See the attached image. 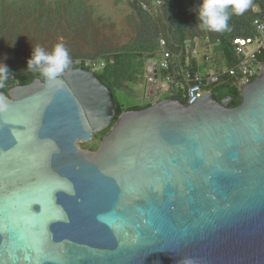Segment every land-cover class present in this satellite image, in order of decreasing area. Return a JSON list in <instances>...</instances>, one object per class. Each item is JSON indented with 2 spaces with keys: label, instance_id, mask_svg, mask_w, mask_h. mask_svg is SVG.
Wrapping results in <instances>:
<instances>
[{
  "label": "water",
  "instance_id": "water-1",
  "mask_svg": "<svg viewBox=\"0 0 264 264\" xmlns=\"http://www.w3.org/2000/svg\"><path fill=\"white\" fill-rule=\"evenodd\" d=\"M63 81L0 91V264H264V65L236 108L209 93L116 123L95 72Z\"/></svg>",
  "mask_w": 264,
  "mask_h": 264
},
{
  "label": "rangeland",
  "instance_id": "rangeland-1",
  "mask_svg": "<svg viewBox=\"0 0 264 264\" xmlns=\"http://www.w3.org/2000/svg\"><path fill=\"white\" fill-rule=\"evenodd\" d=\"M185 15L183 34L186 37L204 36L198 27L197 7L200 0H179ZM264 0H252V6L243 15L230 16V35L251 34L254 7ZM214 33V37H215ZM166 39L172 48L178 45L176 9L171 0H0V64L10 73L8 79L20 74L36 72L27 70L33 48L50 51L61 40L72 58V63L82 60L103 63L106 58L124 52L132 53L138 82L131 88L116 91L121 106L131 101V94L147 79L146 64L160 58L156 50L158 41ZM153 56H149L150 53ZM199 72H216L225 65H205L199 59ZM121 93V94H119ZM100 138L90 144L80 143L85 151H95Z\"/></svg>",
  "mask_w": 264,
  "mask_h": 264
},
{
  "label": "built area",
  "instance_id": "built-area-1",
  "mask_svg": "<svg viewBox=\"0 0 264 264\" xmlns=\"http://www.w3.org/2000/svg\"><path fill=\"white\" fill-rule=\"evenodd\" d=\"M251 22V34L236 36L232 39V65L221 52L214 47L218 41H212V32L205 31L204 36L189 37L182 43L171 47L166 39L158 41L156 50L160 58L146 64L147 79L144 83L146 95L143 106L150 107L165 100L182 101L193 106L201 97L212 93V87L229 84L241 95L242 91L257 79L264 65V10L254 7ZM150 53L149 56H153ZM201 59L206 64H222L216 72L201 75ZM87 71L99 72L105 62L82 60L75 62Z\"/></svg>",
  "mask_w": 264,
  "mask_h": 264
},
{
  "label": "clouds",
  "instance_id": "clouds-1",
  "mask_svg": "<svg viewBox=\"0 0 264 264\" xmlns=\"http://www.w3.org/2000/svg\"><path fill=\"white\" fill-rule=\"evenodd\" d=\"M252 6V0H200L196 9L198 27L204 31L222 32L229 28L231 15H243ZM72 58L61 40L50 51L41 46L33 48L32 56L27 62V70H35L45 83L59 89L63 87V77L72 65ZM9 69L0 64V87L9 78ZM9 103L0 96V113L7 111Z\"/></svg>",
  "mask_w": 264,
  "mask_h": 264
},
{
  "label": "trees",
  "instance_id": "trees-1",
  "mask_svg": "<svg viewBox=\"0 0 264 264\" xmlns=\"http://www.w3.org/2000/svg\"><path fill=\"white\" fill-rule=\"evenodd\" d=\"M172 5L176 9V23H177V30H178V42L182 43L188 37L183 34V25L185 21V15L183 14L180 1L179 0H171ZM264 10V2L260 6ZM232 17L234 15H231ZM229 28L222 32H212V41H218V45L214 47L216 52H221L224 57L228 60L229 66L232 65V45L231 41L234 38L230 35V26L231 22L228 23ZM214 33L216 34L215 37L213 36ZM249 35V34H247ZM246 34L244 36H247ZM172 47V46H171ZM136 58H142L141 56H135L132 53L124 52L114 55L112 58H106L105 66L99 72H96V76L107 86L109 87L113 93L116 94V91L124 90L126 88V84H136L138 80V71L134 70L133 68V61ZM72 69H84V67L76 65V63H72L69 70ZM41 78L37 72H31L27 74H20L15 79H8L2 87H0V91L8 93L10 89L15 86H26L31 84L35 79ZM210 91L214 94L220 92H226L230 94L237 106L241 104L240 94L238 91L233 88L229 84H223L220 86L212 87ZM117 116L115 118L114 123H116L119 119V116L122 114L123 106H121L117 100ZM148 108L147 106H135L130 108H124L126 111H141L143 109ZM101 139V135H97L96 139Z\"/></svg>",
  "mask_w": 264,
  "mask_h": 264
},
{
  "label": "crops",
  "instance_id": "crops-1",
  "mask_svg": "<svg viewBox=\"0 0 264 264\" xmlns=\"http://www.w3.org/2000/svg\"><path fill=\"white\" fill-rule=\"evenodd\" d=\"M127 85L129 86L127 89H129L134 84H127ZM119 94H121V93H119ZM145 98H146V95L144 92V85H142L141 89H139V93H136L135 96L133 94H131V101L129 102L128 105L124 106V108L143 106V104L145 103Z\"/></svg>",
  "mask_w": 264,
  "mask_h": 264
},
{
  "label": "flooded vegetation",
  "instance_id": "flooded-vegetation-1",
  "mask_svg": "<svg viewBox=\"0 0 264 264\" xmlns=\"http://www.w3.org/2000/svg\"><path fill=\"white\" fill-rule=\"evenodd\" d=\"M114 95H115V93H114ZM228 96L232 97L230 94L226 93L225 91L224 92L222 91L220 93L218 92V93L215 94V97H216L217 101L220 102V103H222V101L224 100V98H226ZM115 98H116V96H115ZM236 107H238L237 106V103L235 102V100H233V102L231 104V108H236ZM109 132H110L109 130H106L105 132L101 133L100 134L101 135V139H103Z\"/></svg>",
  "mask_w": 264,
  "mask_h": 264
}]
</instances>
